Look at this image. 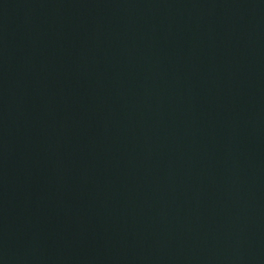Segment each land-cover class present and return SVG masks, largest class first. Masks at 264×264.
Segmentation results:
<instances>
[{"label": "water", "instance_id": "water-1", "mask_svg": "<svg viewBox=\"0 0 264 264\" xmlns=\"http://www.w3.org/2000/svg\"><path fill=\"white\" fill-rule=\"evenodd\" d=\"M0 264H264V0H0Z\"/></svg>", "mask_w": 264, "mask_h": 264}]
</instances>
